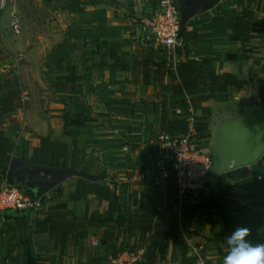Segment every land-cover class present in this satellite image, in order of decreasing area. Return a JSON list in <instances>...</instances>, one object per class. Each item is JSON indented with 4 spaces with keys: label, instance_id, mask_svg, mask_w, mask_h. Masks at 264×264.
<instances>
[{
    "label": "crops",
    "instance_id": "0c3cea01",
    "mask_svg": "<svg viewBox=\"0 0 264 264\" xmlns=\"http://www.w3.org/2000/svg\"><path fill=\"white\" fill-rule=\"evenodd\" d=\"M16 6L18 35L10 30L8 13L0 12V76L14 74L26 101L24 108L12 114L21 128L8 133L17 145L15 158L21 159L23 152L30 157L41 139L70 143L71 124L80 119L86 143L79 152L80 169L106 175L102 182L116 187L127 219L144 213L141 194L146 187L158 193L156 220L170 204L163 183L154 178L149 148V142L162 132V119L181 117L191 107L199 123L208 112L211 122L214 112L233 106L234 94L251 87L264 107V9L257 10L256 4L248 37L239 36L236 29L238 16L248 6L245 0H221L187 22L181 44L188 45L190 60L209 61L218 73L250 84L240 92L218 94L186 108L178 105L180 98L174 93L173 51L153 44L141 21L155 9L151 0H16ZM163 59L172 65L162 63ZM199 88L194 98L207 95L208 83L199 82ZM225 174L230 196L223 208L196 209L191 235L181 229L174 237L162 239L156 264L194 261L198 246H203L206 264H223L226 236L237 227L249 228L253 243H264V154L255 163ZM75 178L80 177L57 186L64 193L54 203L82 218L86 203L72 202L68 196ZM88 200L91 210L109 219L108 202L100 203L95 195ZM50 205L43 203L38 211L20 216L42 221ZM39 211L44 212L34 219ZM117 231L115 222L88 226L86 236L72 239L64 250L46 235L16 246L1 231L0 264H107L114 248L117 255H124L137 242L138 233L117 242L105 237L106 232Z\"/></svg>",
    "mask_w": 264,
    "mask_h": 264
},
{
    "label": "trees",
    "instance_id": "16d2710c",
    "mask_svg": "<svg viewBox=\"0 0 264 264\" xmlns=\"http://www.w3.org/2000/svg\"><path fill=\"white\" fill-rule=\"evenodd\" d=\"M154 4L160 0H151ZM248 6L240 13L237 19V32L241 37H248L252 28V21L256 16V11L252 6L256 4L257 10L264 9L262 0H245ZM185 30L180 29V40L185 35ZM167 51V49L162 48ZM188 45L181 44L173 50L175 57V69L173 81L176 83L174 93L180 98L178 105L183 107L194 106L198 102L208 101L216 95L222 93H236L242 91L250 83L239 79L232 74L218 73L213 64L209 61L190 60L187 55ZM164 64L172 65L173 62L164 60ZM162 64L159 63L158 66ZM208 83L207 95L194 98L200 93L199 82ZM0 181L7 180L11 184H16L20 189L14 173L10 172V163L17 156V145L8 136V133L17 132L21 128L19 120L12 116L14 112L25 107V96L18 87L17 77L8 72L0 76ZM264 97V90L262 91ZM187 98L189 100H187ZM187 114L172 120L162 119V132L168 131L172 135H177L187 128ZM78 119L72 123V140L70 143H53L48 139H41L40 144L36 147L29 157L23 152L21 160L28 161L34 166L51 167L56 169L71 168L87 173L86 170L80 169L79 152L86 146L83 139L84 124ZM210 122V112L206 115L201 128L208 131ZM226 174L221 175L216 184L210 199L205 203L187 206L180 214L173 203L168 204L164 216L156 220L158 216V193L154 187H146L141 194V207L144 213L127 219L115 192L116 187L110 188L105 182H90L84 178H75L74 188L68 190L69 199L72 202L84 201L86 203L85 212L82 218L77 217L75 212L63 204H55L57 199L62 198L64 190L57 187L40 199L41 204L50 202L45 218L42 221L34 220L30 225V236L25 242H29L34 236L46 235L48 240L55 245H59L62 250L69 244L72 239L84 238L86 228L97 224L104 227L107 222H115L118 225L117 232H106L105 237L114 239L116 242L124 236H134L138 233L137 242L133 250L143 249L142 261L140 264H156L157 249L164 238L174 237L183 229L187 235H191L189 227L192 216L196 209L201 206H207L215 202L216 209H222L230 196V187L225 178ZM23 190V189H22ZM42 191V188H38ZM28 196L35 198L30 191H24ZM95 195L98 201L108 202L110 204V217L105 219L103 215L91 210L89 196ZM116 218V219H114ZM186 224L184 225V223ZM23 244V243H22ZM225 254V253H224ZM112 257L117 256V250L114 248ZM182 264H193V261L183 259Z\"/></svg>",
    "mask_w": 264,
    "mask_h": 264
},
{
    "label": "built area",
    "instance_id": "2783aa9c",
    "mask_svg": "<svg viewBox=\"0 0 264 264\" xmlns=\"http://www.w3.org/2000/svg\"><path fill=\"white\" fill-rule=\"evenodd\" d=\"M0 12L8 13L10 30L18 35L20 21L16 0H0ZM141 21L153 44L170 52L181 45V14L177 0H160L152 14ZM189 110L191 112V107ZM186 122L185 131L177 135L160 132L149 142L154 178L163 183L170 203L180 214L187 206L209 200L215 189L211 178V135L201 128L195 115L188 116ZM40 208V200L28 196L16 184L0 181V220ZM194 251L193 264H206L203 246L195 247ZM143 252V249L130 250L124 255L111 256L107 264H140Z\"/></svg>",
    "mask_w": 264,
    "mask_h": 264
},
{
    "label": "water",
    "instance_id": "95a60500",
    "mask_svg": "<svg viewBox=\"0 0 264 264\" xmlns=\"http://www.w3.org/2000/svg\"><path fill=\"white\" fill-rule=\"evenodd\" d=\"M221 0H179L182 30L193 17L213 8ZM231 108L214 112L210 122V150L212 155L211 178L217 179L226 172L255 163L264 154V107L253 87L232 96ZM10 172L20 174L16 179L25 191L39 201L43 195L64 183L80 177L91 182H102L105 174H86L70 168L56 169L34 166L28 161L13 158ZM37 187H42L38 191Z\"/></svg>",
    "mask_w": 264,
    "mask_h": 264
},
{
    "label": "clouds",
    "instance_id": "9594fccd",
    "mask_svg": "<svg viewBox=\"0 0 264 264\" xmlns=\"http://www.w3.org/2000/svg\"><path fill=\"white\" fill-rule=\"evenodd\" d=\"M225 243L228 251L223 264H264V243H253L249 228H235L226 236Z\"/></svg>",
    "mask_w": 264,
    "mask_h": 264
},
{
    "label": "rangeland",
    "instance_id": "374dc122",
    "mask_svg": "<svg viewBox=\"0 0 264 264\" xmlns=\"http://www.w3.org/2000/svg\"><path fill=\"white\" fill-rule=\"evenodd\" d=\"M160 47V46H159ZM163 48V47H161ZM189 112L187 113V117L190 115H197V112L191 108L188 110ZM18 181V180H17ZM19 185L22 187V185L19 182ZM23 189V188H22ZM23 191H25L23 189ZM207 200H203L201 203H205ZM197 204V203H196ZM195 205V203L193 204ZM192 206V205H191ZM208 207H215L216 204L215 202H211ZM44 211H39L37 212V215H35L34 219H40L39 214H42ZM38 216V217H37ZM24 216H14L12 218H9V220H0V232L6 233V237L13 241L14 244L20 245L26 241V239L30 236L31 230H30V224L32 221H27V219H23Z\"/></svg>",
    "mask_w": 264,
    "mask_h": 264
},
{
    "label": "flooded vegetation",
    "instance_id": "af4514ba",
    "mask_svg": "<svg viewBox=\"0 0 264 264\" xmlns=\"http://www.w3.org/2000/svg\"><path fill=\"white\" fill-rule=\"evenodd\" d=\"M14 176H15V177H16V176H20V174H14ZM38 188H42V187H37V189H38Z\"/></svg>",
    "mask_w": 264,
    "mask_h": 264
}]
</instances>
